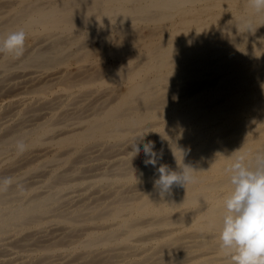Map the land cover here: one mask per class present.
I'll list each match as a JSON object with an SVG mask.
<instances>
[{
    "label": "bare ground",
    "instance_id": "6f19581e",
    "mask_svg": "<svg viewBox=\"0 0 264 264\" xmlns=\"http://www.w3.org/2000/svg\"><path fill=\"white\" fill-rule=\"evenodd\" d=\"M19 29L23 56L0 53V264H231L225 169L264 152V13L0 0V39ZM139 137L155 166L132 152ZM161 166L195 180L162 200Z\"/></svg>",
    "mask_w": 264,
    "mask_h": 264
},
{
    "label": "clouds",
    "instance_id": "9594fccd",
    "mask_svg": "<svg viewBox=\"0 0 264 264\" xmlns=\"http://www.w3.org/2000/svg\"><path fill=\"white\" fill-rule=\"evenodd\" d=\"M249 7L255 13H264V0H249ZM243 26L249 31L252 21ZM26 33L23 29L12 31L0 39V53L19 58L25 51ZM131 145L132 152L138 155L143 151L146 164H156V152L152 141L142 137ZM142 145V147H141ZM18 152L27 150L23 140L16 142ZM159 178L154 187L163 200L171 195L172 186H183L194 182L195 172L185 166L181 172L169 171L161 166ZM232 190L224 197L222 227L219 232V249L230 259L231 264H264V152L256 153L252 159L247 154L237 155L225 169ZM10 178L0 180V186L11 184Z\"/></svg>",
    "mask_w": 264,
    "mask_h": 264
}]
</instances>
